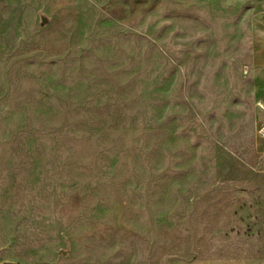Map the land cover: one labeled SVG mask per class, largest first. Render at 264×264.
<instances>
[{"label":"rangeland","instance_id":"374dc122","mask_svg":"<svg viewBox=\"0 0 264 264\" xmlns=\"http://www.w3.org/2000/svg\"><path fill=\"white\" fill-rule=\"evenodd\" d=\"M263 121L264 0H0V264H264Z\"/></svg>","mask_w":264,"mask_h":264},{"label":"built area","instance_id":"2783aa9c","mask_svg":"<svg viewBox=\"0 0 264 264\" xmlns=\"http://www.w3.org/2000/svg\"><path fill=\"white\" fill-rule=\"evenodd\" d=\"M258 135H259V137H260L262 140H264V121H263L261 127L259 128Z\"/></svg>","mask_w":264,"mask_h":264},{"label":"water","instance_id":"95a60500","mask_svg":"<svg viewBox=\"0 0 264 264\" xmlns=\"http://www.w3.org/2000/svg\"><path fill=\"white\" fill-rule=\"evenodd\" d=\"M43 24H46L48 22V19L46 17H42Z\"/></svg>","mask_w":264,"mask_h":264}]
</instances>
